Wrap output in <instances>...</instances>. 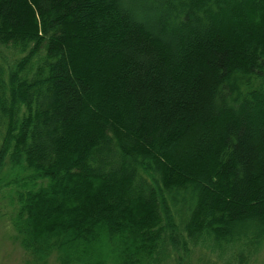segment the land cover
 Instances as JSON below:
<instances>
[{"label":"trees","instance_id":"trees-1","mask_svg":"<svg viewBox=\"0 0 264 264\" xmlns=\"http://www.w3.org/2000/svg\"><path fill=\"white\" fill-rule=\"evenodd\" d=\"M0 175L36 264L252 263L264 0H0Z\"/></svg>","mask_w":264,"mask_h":264},{"label":"rangeland","instance_id":"rangeland-1","mask_svg":"<svg viewBox=\"0 0 264 264\" xmlns=\"http://www.w3.org/2000/svg\"><path fill=\"white\" fill-rule=\"evenodd\" d=\"M3 51L4 53L7 52L6 55L10 54V51L8 52L6 48H2ZM87 116L88 110L85 113V118ZM8 170L10 171L11 168L3 169L1 175L4 177V173L6 174ZM15 188L16 186L14 184L5 185L3 183V185H0V264H36L21 246L11 223V217L14 213L12 206L15 200L12 199L14 198L13 192ZM193 261L194 264H213L212 256L208 252L201 250L194 252ZM46 264L59 263L55 259V256H51ZM250 264H264V251Z\"/></svg>","mask_w":264,"mask_h":264}]
</instances>
